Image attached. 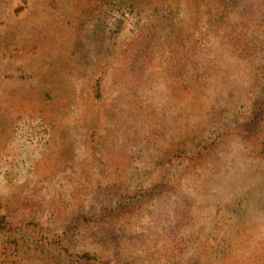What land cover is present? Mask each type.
Returning a JSON list of instances; mask_svg holds the SVG:
<instances>
[{"label":"rangeland","instance_id":"1","mask_svg":"<svg viewBox=\"0 0 264 264\" xmlns=\"http://www.w3.org/2000/svg\"><path fill=\"white\" fill-rule=\"evenodd\" d=\"M94 2L0 0V264H261L264 0L175 3L148 53Z\"/></svg>","mask_w":264,"mask_h":264},{"label":"trees","instance_id":"2","mask_svg":"<svg viewBox=\"0 0 264 264\" xmlns=\"http://www.w3.org/2000/svg\"><path fill=\"white\" fill-rule=\"evenodd\" d=\"M228 1L229 0H226V3H228ZM175 3L177 5H181L182 0H95L94 4L91 6L92 10L88 14V18L95 10V19L98 21L99 26H102L101 30L104 31V34L108 36L114 31V27L110 18L111 11L113 9H124V11H126V15L133 16L138 22L134 28L130 53L141 51H143L142 53H148L151 49L149 46L150 41L153 38L155 39L161 33L164 26L170 22L173 4ZM85 23L86 22L83 23L82 27H84ZM69 64H73V62H69ZM22 119L40 121V123H37L41 130L39 142L42 144L41 149L43 150L44 148V154L53 143L55 134L57 133V127L52 126V122H47L41 119V117L28 116ZM261 151L264 153V149H261ZM39 164V160L34 162L30 166V171L32 170V172L35 173ZM12 230V224L8 221L7 216L0 215V256H3L2 251L5 244L3 236ZM29 230L30 225L22 226L20 228L21 232H26ZM94 260H96V258L91 256V254L88 252L87 254L79 256L77 262L79 264H85ZM121 263L128 264L126 262ZM261 264H264V261Z\"/></svg>","mask_w":264,"mask_h":264}]
</instances>
